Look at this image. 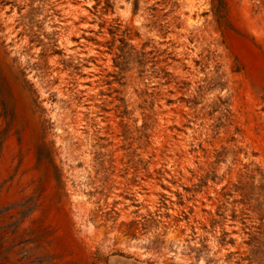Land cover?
Listing matches in <instances>:
<instances>
[{"label":"rangeland","instance_id":"1","mask_svg":"<svg viewBox=\"0 0 264 264\" xmlns=\"http://www.w3.org/2000/svg\"><path fill=\"white\" fill-rule=\"evenodd\" d=\"M105 2L0 0V264H264V0Z\"/></svg>","mask_w":264,"mask_h":264},{"label":"trees","instance_id":"2","mask_svg":"<svg viewBox=\"0 0 264 264\" xmlns=\"http://www.w3.org/2000/svg\"><path fill=\"white\" fill-rule=\"evenodd\" d=\"M211 6H212V11H213V15L216 19V22L218 24H221L222 21V10L225 6V0H211ZM105 7H108L107 4V0L105 2ZM115 66H117V64H115ZM225 189V188H223ZM264 189V188H262ZM233 192H239L240 194V199L239 200H235L233 201L234 203L237 204H241L242 206H246L249 205L251 203V201H255V204L253 206V211L254 213H256L257 215V220L260 222V225L258 227H250L253 228L254 230H251L250 228H248V231L244 233L248 235V242L247 245L252 247V251L254 253H256L259 248L261 246H263L262 244H264V195L262 196V200L258 201V199H252V195L253 193L251 192V190L245 191V186H236L233 185ZM231 191L230 192H226L225 194H223V196H231ZM220 207H218L219 209ZM231 219L234 220L236 219L238 216L235 214V211L232 210L231 213ZM241 223L244 225L243 219L239 218ZM263 240V241H261ZM231 243H233V240H230Z\"/></svg>","mask_w":264,"mask_h":264}]
</instances>
